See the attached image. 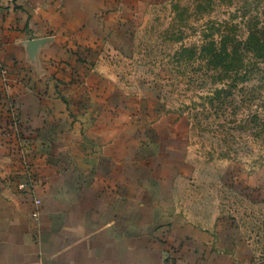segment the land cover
<instances>
[{
	"label": "crops",
	"instance_id": "crops-1",
	"mask_svg": "<svg viewBox=\"0 0 264 264\" xmlns=\"http://www.w3.org/2000/svg\"><path fill=\"white\" fill-rule=\"evenodd\" d=\"M109 2L0 0L4 101L44 150L26 171L0 134V264H264L237 221L185 206L188 160L176 143L105 95L56 93L52 62L91 41Z\"/></svg>",
	"mask_w": 264,
	"mask_h": 264
},
{
	"label": "rangeland",
	"instance_id": "rangeland-1",
	"mask_svg": "<svg viewBox=\"0 0 264 264\" xmlns=\"http://www.w3.org/2000/svg\"><path fill=\"white\" fill-rule=\"evenodd\" d=\"M111 1L91 41L71 43L87 64L53 61V79L67 83L77 67L82 81L63 93L84 87L105 95L109 108L146 122L163 145L176 143L188 160L185 206L234 219L263 258L264 0ZM3 71L1 142L27 171L26 161L44 150L14 101H4Z\"/></svg>",
	"mask_w": 264,
	"mask_h": 264
},
{
	"label": "trees",
	"instance_id": "trees-1",
	"mask_svg": "<svg viewBox=\"0 0 264 264\" xmlns=\"http://www.w3.org/2000/svg\"><path fill=\"white\" fill-rule=\"evenodd\" d=\"M74 46L67 48L68 59H66V60L65 59L54 60L53 63L60 64L61 61H65V63H67L70 60H73L76 63V65H78V66L87 64L86 58H84L82 56V53L80 52L81 50H79L78 48H74ZM211 55L213 56V55H215V53L211 52ZM76 68L77 67L72 68V72L68 75L71 78L69 81H67V83L65 82V80H63V77H58V76H56L58 78L55 77V81L57 84H55L54 87H55L56 93H58V95H60V97L63 96V95L61 96V93H63V90L67 89L66 87L77 86L82 81L81 77L79 78V76H78L79 70ZM81 69H83V67H81ZM53 77H54V75H53ZM59 84H60V87H59ZM83 104L85 106V103H83ZM7 111H9V108L7 109Z\"/></svg>",
	"mask_w": 264,
	"mask_h": 264
},
{
	"label": "built area",
	"instance_id": "built-area-1",
	"mask_svg": "<svg viewBox=\"0 0 264 264\" xmlns=\"http://www.w3.org/2000/svg\"><path fill=\"white\" fill-rule=\"evenodd\" d=\"M35 214H36V212H35Z\"/></svg>",
	"mask_w": 264,
	"mask_h": 264
}]
</instances>
